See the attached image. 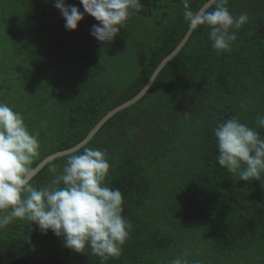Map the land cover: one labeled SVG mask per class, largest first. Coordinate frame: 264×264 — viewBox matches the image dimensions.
Returning a JSON list of instances; mask_svg holds the SVG:
<instances>
[{
  "label": "trees",
  "instance_id": "1",
  "mask_svg": "<svg viewBox=\"0 0 264 264\" xmlns=\"http://www.w3.org/2000/svg\"><path fill=\"white\" fill-rule=\"evenodd\" d=\"M208 1L191 0V7L199 11ZM227 7L234 16L249 14L229 50L211 47L206 26L194 30L146 95L77 151H106V183L121 191L122 214L133 226L121 256L104 264H171L178 257L187 264H264V174L242 181L221 167L213 135L218 121L238 117L264 137L256 124L264 115V0H228ZM88 17L69 31L54 0H0V102L39 131L34 169L134 98L189 30L180 2L162 3L153 19L130 17L108 44L90 34L98 22ZM68 156L49 163L33 185L54 179ZM0 264L101 260L15 220L0 229Z\"/></svg>",
  "mask_w": 264,
  "mask_h": 264
},
{
  "label": "clouds",
  "instance_id": "2",
  "mask_svg": "<svg viewBox=\"0 0 264 264\" xmlns=\"http://www.w3.org/2000/svg\"><path fill=\"white\" fill-rule=\"evenodd\" d=\"M83 12L65 0L54 6L65 20V28L75 31L85 15L98 23L90 34L104 44L112 42L134 13L142 10L141 0H79ZM183 17L190 30L207 27L211 47L230 49L237 32L249 22V14L234 16L228 0H215L211 10L193 11L191 0H180ZM243 108L244 105L242 104ZM264 129V115L256 119ZM47 122L42 123L46 127ZM39 131L30 132L21 112L0 102V229L15 220H27L43 234L51 231L63 238L64 246L77 253L100 258L101 264L119 258L132 229L123 213V195L106 183L111 165L107 153L85 147L68 156L62 171L49 183L36 187L32 166L40 155ZM218 150L217 162L242 181L259 180L264 174V137L238 117L218 121L213 129ZM51 171L56 172L53 168ZM30 243V238H25ZM171 264H187L175 258Z\"/></svg>",
  "mask_w": 264,
  "mask_h": 264
},
{
  "label": "water",
  "instance_id": "3",
  "mask_svg": "<svg viewBox=\"0 0 264 264\" xmlns=\"http://www.w3.org/2000/svg\"><path fill=\"white\" fill-rule=\"evenodd\" d=\"M215 3V0H209L199 11L207 9L209 10ZM194 30H188L185 37L182 39L180 44L174 49V51L168 55L156 68L153 75L145 85V87L131 100L123 103L122 105L118 106L117 108L110 111L102 120L99 121V123L90 131V133L83 139L79 144L76 146L57 152L53 155L48 156L45 158L36 168H35V174L33 179L51 162H53L56 159L71 155L77 151H79L81 148L86 146L93 138L94 136L100 131V129L111 119L113 118L117 113L135 105L138 103L148 92V90L153 85L154 81L156 80L157 76L160 74V72L163 70V68L174 59V57L181 51V49L185 46L187 41L189 40L190 36L192 35Z\"/></svg>",
  "mask_w": 264,
  "mask_h": 264
},
{
  "label": "flooded vegetation",
  "instance_id": "4",
  "mask_svg": "<svg viewBox=\"0 0 264 264\" xmlns=\"http://www.w3.org/2000/svg\"><path fill=\"white\" fill-rule=\"evenodd\" d=\"M166 1H168L171 4L180 2V0H141L142 10L139 13H134L130 17H134V16L140 17L141 16L143 18H150L151 17V19H153V16L155 15V13L159 9H161L162 3L166 2Z\"/></svg>",
  "mask_w": 264,
  "mask_h": 264
},
{
  "label": "rangeland",
  "instance_id": "5",
  "mask_svg": "<svg viewBox=\"0 0 264 264\" xmlns=\"http://www.w3.org/2000/svg\"><path fill=\"white\" fill-rule=\"evenodd\" d=\"M75 2H77V5H75L76 7H78L80 10H81V12H83V7H82V5L79 3V0H76ZM88 15H85V17L84 18H86ZM88 18H90V16L88 17ZM83 21H81L80 23H79V27H80V25L81 24H83L82 23Z\"/></svg>",
  "mask_w": 264,
  "mask_h": 264
}]
</instances>
